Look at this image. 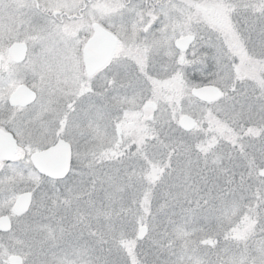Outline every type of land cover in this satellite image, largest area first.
I'll list each match as a JSON object with an SVG mask.
<instances>
[{
  "label": "snow or ice",
  "instance_id": "1",
  "mask_svg": "<svg viewBox=\"0 0 264 264\" xmlns=\"http://www.w3.org/2000/svg\"><path fill=\"white\" fill-rule=\"evenodd\" d=\"M0 264H264V0H0Z\"/></svg>",
  "mask_w": 264,
  "mask_h": 264
}]
</instances>
